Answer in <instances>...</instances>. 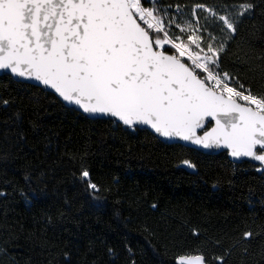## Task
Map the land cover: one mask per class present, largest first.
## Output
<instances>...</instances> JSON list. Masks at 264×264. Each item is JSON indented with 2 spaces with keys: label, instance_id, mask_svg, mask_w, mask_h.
<instances>
[{
  "label": "trees",
  "instance_id": "obj_1",
  "mask_svg": "<svg viewBox=\"0 0 264 264\" xmlns=\"http://www.w3.org/2000/svg\"><path fill=\"white\" fill-rule=\"evenodd\" d=\"M254 2L260 6L223 59L226 70L264 91V0ZM197 3L219 10L225 0H159L158 6L188 18ZM0 97L14 101L0 105V264H174L196 249L211 261L241 231L264 230L259 167L89 120L6 75ZM80 157L102 185L99 202L87 198L73 175ZM226 260L264 264V236L239 243Z\"/></svg>",
  "mask_w": 264,
  "mask_h": 264
},
{
  "label": "snow or ice",
  "instance_id": "obj_2",
  "mask_svg": "<svg viewBox=\"0 0 264 264\" xmlns=\"http://www.w3.org/2000/svg\"><path fill=\"white\" fill-rule=\"evenodd\" d=\"M158 3L0 0V72L85 118L125 131L146 128L167 141L185 142L180 147L224 149L237 160L259 162L257 171L264 173V91L226 70L223 59L240 25L260 5L225 0L218 10L197 3L181 22L170 6ZM259 62L264 65V57ZM12 103L0 97V105ZM80 160L73 175L87 198L99 202L102 185ZM182 164L196 168L188 159ZM193 235L199 232L193 229ZM258 235L264 230L245 229L224 255L210 261L196 249L177 255L174 264H227L233 248ZM222 246L218 239L216 247ZM108 254L115 256L113 249Z\"/></svg>",
  "mask_w": 264,
  "mask_h": 264
},
{
  "label": "water",
  "instance_id": "obj_3",
  "mask_svg": "<svg viewBox=\"0 0 264 264\" xmlns=\"http://www.w3.org/2000/svg\"><path fill=\"white\" fill-rule=\"evenodd\" d=\"M4 75H5L4 73L0 72V76H4ZM83 117H85V116H83ZM87 119L92 120L91 118H87ZM97 120H100V119L98 118ZM141 130L147 131V132L151 133L153 136H155V134H153L151 132V130H149V129L141 128ZM155 137L160 142H162L165 145H182V144H185V142H183V141H180L179 143H174V142L167 141V140H165L162 137H157V136H155ZM185 148L194 150L195 152H198V153L203 154V155H206V156H215V155H219L221 153H227V150H224V149H203V148H201L199 146L191 145V144H186ZM228 157L233 162H236V163H248V164L253 165V166H256V167H261V165L259 164V162L251 161L249 158H240L239 160H237L236 158H233V157H231L229 155H228Z\"/></svg>",
  "mask_w": 264,
  "mask_h": 264
},
{
  "label": "rangeland",
  "instance_id": "obj_4",
  "mask_svg": "<svg viewBox=\"0 0 264 264\" xmlns=\"http://www.w3.org/2000/svg\"><path fill=\"white\" fill-rule=\"evenodd\" d=\"M177 13V12H176ZM178 14V13H177ZM198 15H200L201 16V18H203V16L205 15L204 13H202V12H198ZM175 16V15H174ZM179 17H180V19H181V22H183L184 20H186L187 18H184L182 15H178Z\"/></svg>",
  "mask_w": 264,
  "mask_h": 264
}]
</instances>
